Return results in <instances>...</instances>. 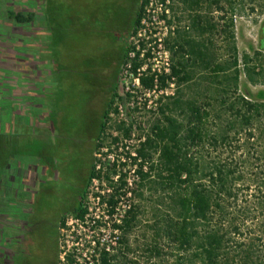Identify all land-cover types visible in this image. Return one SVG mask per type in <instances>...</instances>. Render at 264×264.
Masks as SVG:
<instances>
[{"label": "trees", "instance_id": "obj_1", "mask_svg": "<svg viewBox=\"0 0 264 264\" xmlns=\"http://www.w3.org/2000/svg\"><path fill=\"white\" fill-rule=\"evenodd\" d=\"M170 1L167 23L174 30L164 40L169 74L147 66L138 80L141 91L164 92L173 84V93L158 96L155 110L148 111L153 120L133 146V124L119 121L111 127L115 135L104 136L108 116L119 115L116 99L133 96L118 98L114 92L103 111V141L95 148H105L104 157L117 160L104 163L102 171L92 165L87 183L103 179L106 193L101 200L110 208L128 194L134 201L115 226L122 232L119 246L112 252L96 250L93 264H140L129 237L146 196L153 202L144 249L148 260L163 261L165 255L171 264H264V18L256 48L239 56L232 20L236 0ZM146 4L138 6L132 33ZM227 13L228 22L222 24ZM215 35L221 45L213 41ZM127 52L125 47L123 59ZM138 56L130 70L134 77L144 65ZM249 87L259 90L253 93ZM119 150L125 162L122 154L116 155ZM251 160L254 164L245 169ZM124 168L134 170L131 187ZM84 199L83 192L71 213L80 221L87 214ZM65 261L74 263L72 255Z\"/></svg>", "mask_w": 264, "mask_h": 264}, {"label": "rangeland", "instance_id": "obj_2", "mask_svg": "<svg viewBox=\"0 0 264 264\" xmlns=\"http://www.w3.org/2000/svg\"><path fill=\"white\" fill-rule=\"evenodd\" d=\"M141 1L0 0V246L6 215L31 202L34 214L51 222L52 248L58 254L57 264H64L62 252L67 245L71 246L72 240L66 237L67 232H61L59 217L76 203L80 189H76L78 177L72 167L64 165L63 146L74 148L76 142L86 143L77 160L83 176L92 165L104 162L105 148L97 151L95 143L82 139L85 124L92 118L87 108L99 89L102 93L113 90L118 98L125 97V84L133 91L130 94L133 99H116L114 106H121V113L108 116L104 136L115 135L111 127L119 121L133 124L130 142L133 146L140 130H148L153 120L148 111H154L150 108L154 105L149 103L152 98L141 96L139 89L132 88L129 78L125 80L123 66L127 56L122 57L115 70L108 63L110 57L119 58L129 46ZM235 2L232 20L238 54H252L264 18V0ZM229 16V13L224 16L222 24L228 22ZM213 41L222 43L216 35ZM4 55L6 61L2 59ZM100 76L102 81L97 82L96 77ZM249 90L256 93L259 88ZM171 92L172 89L166 91ZM132 102L133 107L139 104L138 112L133 111ZM93 122L92 137H95L101 122L99 113ZM250 163L254 164V160L246 162L245 169H250ZM33 182L36 191L29 190ZM98 186L101 185L97 181L87 183L85 197ZM85 202L93 204L88 199ZM152 207V200L146 196L140 206L139 223L129 241L140 264H171L165 255L163 261L147 259L144 249L150 236ZM71 217V213L64 215V223H69ZM87 241L82 236L75 248L85 253Z\"/></svg>", "mask_w": 264, "mask_h": 264}, {"label": "built area", "instance_id": "obj_3", "mask_svg": "<svg viewBox=\"0 0 264 264\" xmlns=\"http://www.w3.org/2000/svg\"><path fill=\"white\" fill-rule=\"evenodd\" d=\"M146 2L147 4L144 6L139 27L129 38L131 42L129 46H127V60L123 66V72L125 80L127 77L132 82V88L136 87L139 89L141 96L152 98V101L149 103L153 104L154 107H149L155 110V101L158 96L162 94L171 95L173 92L169 94L166 93L168 89L164 92L141 91L138 76L141 72L145 71L147 66L151 67L152 72H157L159 74L163 71L165 74H169L170 58L169 53L165 49L164 40L167 38L169 33L174 30V25L169 26L167 23V21L171 19L170 7L172 6V2L170 0H146ZM137 53L139 54V61L144 62V65L137 70V77H134V74L131 73L130 70ZM146 54H149V57H146ZM157 57L160 62L157 60ZM159 64H161V66H159ZM129 89L128 85L125 84V95L133 93V91L130 92ZM169 89L173 90L174 85L170 84ZM131 98L133 99V97ZM137 105L139 104L136 103L133 107V102L131 103L133 108ZM121 108V106H117L119 113H121ZM126 150H128V148H126ZM118 152L123 156L119 157L122 158L121 162H125L122 150H119ZM134 155V153H131V156ZM116 158L117 157L114 155H110L107 158L104 157V162L96 166V171L104 170L105 167L103 164L108 162L112 164L116 162ZM126 170L127 169L124 168L123 172L128 176V187H131L132 181L135 178V176H133L134 170L131 169L130 172H127ZM116 179L117 178H114V181ZM92 181H97L98 185L101 186L96 187L95 192H91L88 194L87 198L85 197L83 200L82 206L87 210V214L84 216L83 221H80L72 216L70 218V222L64 223L62 226L61 232H67L66 237L72 240L71 246L67 245L62 252L61 259L62 261L64 260V264H66L65 258L68 255H72L74 259L73 264H93V258H97L95 253L96 250L99 251L104 249L106 252H112L119 246L122 232L115 226L121 224L122 219L134 200L131 197V194H128L127 197L120 198L115 207L110 208L104 201L101 200L104 193H106L103 189L105 187L103 179L96 178ZM86 199L93 202L92 206L90 203L85 202ZM82 236L88 238L85 253H81L77 248H75L80 244ZM81 260L84 263H81Z\"/></svg>", "mask_w": 264, "mask_h": 264}, {"label": "flooded vegetation", "instance_id": "obj_4", "mask_svg": "<svg viewBox=\"0 0 264 264\" xmlns=\"http://www.w3.org/2000/svg\"><path fill=\"white\" fill-rule=\"evenodd\" d=\"M122 59V54L117 59H108V63L111 69L115 70L119 68ZM107 60V59H106ZM97 82L102 81L101 76L96 77ZM113 90L101 92L99 89L97 93L93 94L92 101L87 108V111L92 115V118L85 124V135L83 140L95 143L94 146L101 142L102 137L98 133L95 137H92V128L94 126V116L99 113L102 118L104 108L109 104L111 97L113 96ZM102 105V106H101ZM101 106V107H100ZM103 107V108H102ZM100 110H102L100 112ZM76 141H74L75 143ZM85 144L82 141L76 142L74 148L63 146L65 155L64 165L72 167L73 174L78 177L77 181L80 184H75L76 189H80V194L76 203L73 204L65 213L60 215L59 224L63 219V216L74 212L78 209V201L83 194V191L87 185L88 173L84 174L78 167L77 160L81 157L85 150ZM62 148V149H63ZM54 162V164H56ZM37 175L36 171L34 173ZM80 181V182H79ZM37 185L35 182L30 186V191H36ZM35 198V195L32 196ZM31 199V198H30ZM33 204L27 202L23 204L22 209L14 212H9L5 218V226L2 235V244L0 246V264H57L58 254L53 250L52 240L50 238L53 226L48 218L36 216L32 209ZM57 247V242H56Z\"/></svg>", "mask_w": 264, "mask_h": 264}, {"label": "crops", "instance_id": "obj_5", "mask_svg": "<svg viewBox=\"0 0 264 264\" xmlns=\"http://www.w3.org/2000/svg\"><path fill=\"white\" fill-rule=\"evenodd\" d=\"M3 53H5V50L3 51ZM4 57V58H3ZM2 57V59H4L5 60V55ZM6 59H7V57H6ZM6 61V60H5ZM15 61H19V60H15ZM8 125V124H7Z\"/></svg>", "mask_w": 264, "mask_h": 264}]
</instances>
